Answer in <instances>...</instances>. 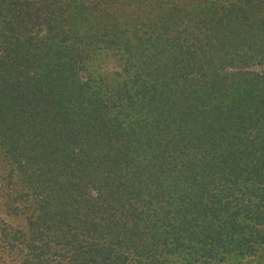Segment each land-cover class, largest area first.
<instances>
[{
    "label": "trees",
    "instance_id": "obj_1",
    "mask_svg": "<svg viewBox=\"0 0 264 264\" xmlns=\"http://www.w3.org/2000/svg\"><path fill=\"white\" fill-rule=\"evenodd\" d=\"M0 148L23 264H263L264 0H0Z\"/></svg>",
    "mask_w": 264,
    "mask_h": 264
},
{
    "label": "rangeland",
    "instance_id": "obj_2",
    "mask_svg": "<svg viewBox=\"0 0 264 264\" xmlns=\"http://www.w3.org/2000/svg\"><path fill=\"white\" fill-rule=\"evenodd\" d=\"M95 59L110 60L111 58L95 57ZM103 63L104 66H102L101 68H97L94 71L93 77L99 79V77L102 76L106 81H108L107 84H109L110 82L116 84L121 81V79H119V76L108 71V69L112 70L114 68L111 69L110 65H107L105 67L106 62L103 61ZM105 76H108V78ZM4 172L6 173L7 170H5ZM25 177L26 176L23 175L22 179H24ZM2 178L3 177L0 178V264H23L27 249L24 248V244L22 242L24 238L22 237V235H20V233L16 234V232L18 229L27 230L28 220H26V216L28 215L27 212L30 211L31 206L23 202L27 198V196H23L24 199H20L21 204L23 205L22 207H20L21 212L18 211V214H15L10 208H12L13 204H16L14 202L16 196L21 197V195L25 194L28 191L29 183L28 181H26L22 184L17 180L14 184L8 185L5 184L6 181H3ZM9 235L20 236V240L16 241L13 239H9L11 238L9 237ZM237 264H256V260L252 261L249 258H245L244 263L241 262Z\"/></svg>",
    "mask_w": 264,
    "mask_h": 264
}]
</instances>
